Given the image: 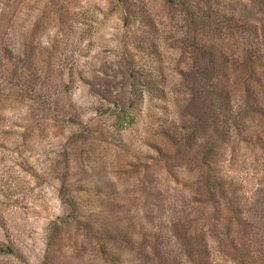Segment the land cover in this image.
Returning a JSON list of instances; mask_svg holds the SVG:
<instances>
[{
    "label": "rangeland",
    "instance_id": "1",
    "mask_svg": "<svg viewBox=\"0 0 264 264\" xmlns=\"http://www.w3.org/2000/svg\"><path fill=\"white\" fill-rule=\"evenodd\" d=\"M0 264H264V0H0Z\"/></svg>",
    "mask_w": 264,
    "mask_h": 264
}]
</instances>
